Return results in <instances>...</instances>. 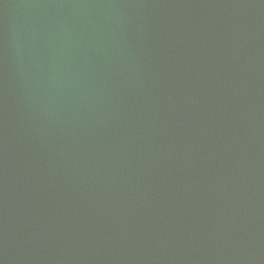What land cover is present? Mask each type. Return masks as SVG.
<instances>
[{
    "label": "water",
    "instance_id": "1",
    "mask_svg": "<svg viewBox=\"0 0 264 264\" xmlns=\"http://www.w3.org/2000/svg\"><path fill=\"white\" fill-rule=\"evenodd\" d=\"M0 264H264V0H0Z\"/></svg>",
    "mask_w": 264,
    "mask_h": 264
}]
</instances>
